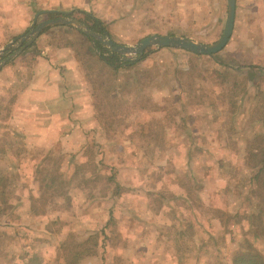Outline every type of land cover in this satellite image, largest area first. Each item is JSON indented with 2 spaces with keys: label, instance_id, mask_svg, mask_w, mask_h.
I'll list each match as a JSON object with an SVG mask.
<instances>
[{
  "label": "rangeland",
  "instance_id": "374dc122",
  "mask_svg": "<svg viewBox=\"0 0 264 264\" xmlns=\"http://www.w3.org/2000/svg\"><path fill=\"white\" fill-rule=\"evenodd\" d=\"M60 1L80 2L70 17L86 8L127 46L152 34L211 44L227 18V0ZM237 3L234 39L213 55L148 47L114 72L78 43L87 90L74 107L63 101L58 111L69 117L33 118L50 127L30 138L22 118H10L23 90L0 89V264H233L243 254L264 261V0ZM8 8L0 0L1 17ZM6 31L0 48L24 33ZM49 32L54 42L68 40ZM236 40L244 51L226 56ZM69 89L80 93L75 80Z\"/></svg>",
  "mask_w": 264,
  "mask_h": 264
},
{
  "label": "crops",
  "instance_id": "0c3cea01",
  "mask_svg": "<svg viewBox=\"0 0 264 264\" xmlns=\"http://www.w3.org/2000/svg\"><path fill=\"white\" fill-rule=\"evenodd\" d=\"M8 2H9L8 9L10 13L9 15L6 13L5 15L3 14V12H1L3 15H5V17L0 16V22H1L0 28L5 32H7L6 30L9 29L10 30L9 32L12 35L18 34L20 32L25 33V29L28 26H30L31 24L34 25L37 22V17L39 15L46 17V14L48 13H58V12L59 14L68 13L71 12L70 9L72 7H80V2H77L75 5H72L71 3H66L64 1L61 2L60 0H40L38 2L37 7L41 9L35 11L33 10V8H31L32 3L30 0L29 1L8 0ZM87 2L88 0H84V4H86L88 7L89 5ZM81 9L85 10L86 8L84 9L82 7ZM58 16H62V15L60 14ZM244 19L243 21L247 22L249 18L245 17ZM239 21H240V17L238 14V3L237 0H235L234 28L231 38L225 47H227L233 41L236 32V27ZM251 21L253 22L254 19L251 18ZM71 28L72 27L66 25L47 27L36 38L38 48H36L33 43L34 46L31 45L30 49H33L34 47L35 49L33 52H31V54L29 53L27 54V56H19V57L17 56L16 59L14 58L10 62L9 67L11 68L6 67L0 72V89L2 90V92L5 93V91L7 90L18 87L21 88V90H23V92L20 95H17L15 97L16 98L15 106H17L18 108L14 109V111L11 112L10 118L11 117L22 118V124H21L22 128L19 129L24 134V136H26L27 134V137L30 138L32 137V133H39V132L43 133L46 132V128L48 131V127H50V125L48 124L43 126L42 121H34L33 118H38V117L62 118L65 116L69 117L70 111L69 112H65V110H62L60 112L58 111L60 110V107L61 108L63 107L64 105L63 101L68 99L69 101H71L70 107H74L75 104L74 102H78L79 100H81V97L84 94V92L82 93V90H87V85L85 83V79L83 76L82 64L79 63L80 61L76 57L75 47L78 45V43L86 44L88 45V47H90L91 44L84 37V34L79 32L78 30L72 29L73 32L71 30L70 31L67 30ZM52 29H56V31L65 32L68 40H64L62 41V43L60 42V44L54 42L51 39L52 34L51 32H49ZM4 35L7 34L5 33ZM234 45L235 46L237 45L236 46L237 49L231 52H226V56H231V55L234 56V53L238 51L239 52L244 51L242 49H238V45L239 48L241 45V43L238 42V40L235 41ZM28 65H29L28 68L29 70L27 75H25L24 77H22L21 74L20 76L16 75L18 74L17 72H19L20 68L28 67ZM73 80H75V82L78 83V86L80 87L79 94L74 93V90L72 92L69 89V83L73 82ZM51 89L52 90L55 89L56 93L51 94L50 92ZM31 125H34L35 128ZM15 127L16 126L13 127L8 126L7 128L5 126L7 130L13 131V133L15 132L14 130ZM0 130H1V126H0ZM12 155L13 154H7V158H11ZM2 157L5 156L0 154V158ZM16 157L17 155L14 154L13 158ZM23 158L27 159L25 153ZM9 162H11L10 159Z\"/></svg>",
  "mask_w": 264,
  "mask_h": 264
},
{
  "label": "water",
  "instance_id": "95a60500",
  "mask_svg": "<svg viewBox=\"0 0 264 264\" xmlns=\"http://www.w3.org/2000/svg\"><path fill=\"white\" fill-rule=\"evenodd\" d=\"M61 15L62 16L45 19L34 24L27 32L22 34L17 41L16 38H14L1 48L0 56L6 54L8 48H12L14 51L0 61V69L5 63L15 58L29 47L47 27L58 25H66L78 30L85 36L91 38L94 43L97 41L110 52L121 55L123 60H137L141 58L148 47H171L183 49L197 55H213L221 51L231 38L235 20V0H227V18L224 30L218 40L211 44L197 42L185 36L152 34L142 38L134 46L121 45L112 40L107 32L101 34L97 31H93L81 20L70 17L69 13H62Z\"/></svg>",
  "mask_w": 264,
  "mask_h": 264
},
{
  "label": "trees",
  "instance_id": "16d2710c",
  "mask_svg": "<svg viewBox=\"0 0 264 264\" xmlns=\"http://www.w3.org/2000/svg\"><path fill=\"white\" fill-rule=\"evenodd\" d=\"M78 13L81 14V17L78 19L84 22L89 26L90 29L93 31H97L100 33L105 32V27L103 23L96 18L92 13L87 12L85 10H77ZM62 14V13H60ZM59 13H48V16L51 18L58 17L60 15ZM70 16H73L71 14ZM84 37L90 42V50L93 54H95L96 58L98 61L102 62L103 64L107 65L110 67L111 70L114 72L118 71L119 69L123 67H128L136 62L142 60L151 49H147L140 60H123L122 56L117 54V53H112L108 49H106L101 43L95 42L93 43L91 41V38L87 37L84 35ZM263 167V166H262ZM261 171V170H259ZM254 178H259V172H257L254 176ZM233 264H264V261L261 259V257L257 254H243V255H238L234 257L233 259Z\"/></svg>",
  "mask_w": 264,
  "mask_h": 264
}]
</instances>
